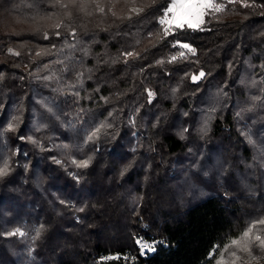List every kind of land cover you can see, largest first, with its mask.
Listing matches in <instances>:
<instances>
[{"label":"trees","instance_id":"16d2710c","mask_svg":"<svg viewBox=\"0 0 264 264\" xmlns=\"http://www.w3.org/2000/svg\"><path fill=\"white\" fill-rule=\"evenodd\" d=\"M67 2L0 0V264H213L264 219V0Z\"/></svg>","mask_w":264,"mask_h":264},{"label":"snow or ice","instance_id":"6c2138e0","mask_svg":"<svg viewBox=\"0 0 264 264\" xmlns=\"http://www.w3.org/2000/svg\"><path fill=\"white\" fill-rule=\"evenodd\" d=\"M59 3L60 0H57ZM229 2H234V0H229ZM88 0H68L67 3H62L61 7L68 8L69 6L78 7L80 10H83L87 6ZM99 11L103 12V8H99ZM134 11H139L138 9H134ZM224 11V5L217 2V0H171L168 8L165 10L163 16L159 19V24L163 27V35H168L173 29H184L187 28H199L204 23V17L209 15L212 12H222ZM55 28L59 29L61 24H56ZM59 32L57 31L55 35L59 36ZM71 35H75L74 32ZM151 35V34H149ZM45 39L48 38L47 33H44ZM179 46L180 48L187 49L188 52L195 54V49L191 48L188 44H174L173 47ZM74 47V46H73ZM9 51H12L11 49ZM18 55L19 53H15ZM37 55H41V53H37ZM124 56L125 62H127L128 57L138 56V53L134 52H125L122 54ZM185 53L180 52V57L184 58ZM177 57L173 56L169 63L175 62ZM158 63H163V61H158ZM47 67V66H46ZM205 73L201 70L198 75H193L191 79L195 82L200 78H203ZM45 80L52 79L50 76L44 77ZM78 95V93H77ZM149 96H152V93L149 92ZM45 107L49 113H53V107L45 104ZM211 111H215V109H211ZM54 114V113H53ZM111 115V113H110ZM18 119V117H13V120ZM104 127V125H101ZM8 131H14V125L9 123L7 125ZM207 130V123H205V127L202 131ZM187 131V129H185ZM100 132V128L95 129L90 135L87 136V141H92L97 137V134ZM91 158H89L90 160ZM89 160H84L80 162L73 161L76 163L78 167L86 168L88 167ZM7 174V164L3 168H0V176ZM264 225V219H261L257 222H254L246 231L243 232L242 237L239 240H233L232 246H235L240 251L248 252L251 255V246L255 242H259L258 246L261 250H264V239L261 238L260 235L254 234L253 230L256 228V225ZM39 231H37V237L39 236ZM11 236H24L25 233L17 229L14 232L8 233ZM35 239V237H34ZM136 244L139 246V250L141 254H145L146 252H152L154 250V245L152 243H146L141 239L136 240ZM215 249L209 254V258L214 254ZM231 256L236 257V252L233 251ZM239 259V257H236ZM113 259H120V257H113ZM217 264H222L221 261H217Z\"/></svg>","mask_w":264,"mask_h":264},{"label":"rangeland","instance_id":"374dc122","mask_svg":"<svg viewBox=\"0 0 264 264\" xmlns=\"http://www.w3.org/2000/svg\"><path fill=\"white\" fill-rule=\"evenodd\" d=\"M217 2H219L223 5L225 4V0H217ZM256 233H257V235H259L258 232H254V234H256ZM242 235L240 237L234 239V240H239L242 237ZM253 246H254V244H252V246H251V253L252 254L249 255L248 252L238 250L235 246H232V243H231L230 246L228 248H226V251L222 250L220 252V254L218 255V257L216 258V260L213 264H217V261H221L222 264H256V263L260 262L261 260H263L264 253L260 252L256 248L254 249ZM233 251L236 252V257H239V259L231 256V253Z\"/></svg>","mask_w":264,"mask_h":264},{"label":"built area","instance_id":"2783aa9c","mask_svg":"<svg viewBox=\"0 0 264 264\" xmlns=\"http://www.w3.org/2000/svg\"><path fill=\"white\" fill-rule=\"evenodd\" d=\"M138 239H141L143 240L144 242L146 243H152L153 245L155 244L154 240L153 239H147V238H144V237H139ZM139 247V246H138ZM140 251V250H139ZM141 254V252H140ZM150 254V252H146L145 254H141L143 257H147L148 255Z\"/></svg>","mask_w":264,"mask_h":264}]
</instances>
